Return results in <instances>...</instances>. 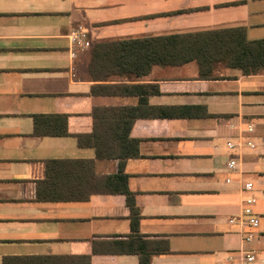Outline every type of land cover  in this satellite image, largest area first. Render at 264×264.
Instances as JSON below:
<instances>
[{
	"label": "crops",
	"instance_id": "obj_1",
	"mask_svg": "<svg viewBox=\"0 0 264 264\" xmlns=\"http://www.w3.org/2000/svg\"><path fill=\"white\" fill-rule=\"evenodd\" d=\"M232 27L263 39L264 0H0V264H140L139 254L111 252L132 234L124 194L38 198L59 159L92 160L98 177L121 167L139 234L168 242L149 264H264V69L218 64L203 78L191 61L89 76L97 43ZM75 30L87 31L88 48L72 46ZM113 108L119 121L106 117ZM139 110L138 156L121 163L79 144ZM34 114H66L69 135L34 134Z\"/></svg>",
	"mask_w": 264,
	"mask_h": 264
},
{
	"label": "trees",
	"instance_id": "obj_2",
	"mask_svg": "<svg viewBox=\"0 0 264 264\" xmlns=\"http://www.w3.org/2000/svg\"><path fill=\"white\" fill-rule=\"evenodd\" d=\"M89 76L103 80L115 74L144 75L153 65L177 66L196 61L203 78L213 76L218 64L239 68L245 74H254L264 69V38L249 40L244 27H232L211 31L176 33L152 37L100 42L90 52ZM115 92V90H112ZM145 101L141 99V104ZM141 109V108H140ZM117 120L124 113L112 109ZM122 111V110H121ZM122 126L111 120L96 126L90 135H78L79 144L93 146L98 158H117L124 162L138 156V141L130 137V130L137 116ZM34 134L38 136H66V114H34ZM58 169L56 178L40 182L38 198L41 200H88L91 194H124L131 211V229L126 239L117 240L111 252L139 254L140 264H149L153 253L168 252V242L151 244L139 234V211L128 188V177L120 167L115 175H94V161L59 159L51 161ZM121 165V164H120Z\"/></svg>",
	"mask_w": 264,
	"mask_h": 264
},
{
	"label": "built area",
	"instance_id": "obj_3",
	"mask_svg": "<svg viewBox=\"0 0 264 264\" xmlns=\"http://www.w3.org/2000/svg\"><path fill=\"white\" fill-rule=\"evenodd\" d=\"M68 36H69V39L73 47H80L81 49H86L90 46V40L88 38L87 31L75 30V31H72ZM228 146L230 148L234 147V145L231 142H228ZM235 166H236V160L235 159L230 160L229 167L234 168ZM245 187L250 189L252 187V183L248 182ZM246 213L250 215V217L248 218L249 224L251 226L256 227L259 222L258 217L252 215V211L250 208H246ZM247 258L248 260L251 261L254 259V255L251 253L247 255Z\"/></svg>",
	"mask_w": 264,
	"mask_h": 264
}]
</instances>
